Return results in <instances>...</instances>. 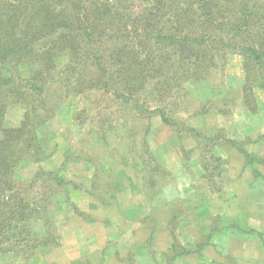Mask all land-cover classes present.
Masks as SVG:
<instances>
[{"label":"rangeland","instance_id":"rangeland-1","mask_svg":"<svg viewBox=\"0 0 264 264\" xmlns=\"http://www.w3.org/2000/svg\"><path fill=\"white\" fill-rule=\"evenodd\" d=\"M19 73L29 75L26 65ZM243 75L241 57L232 54L206 77L182 79L181 91L174 88L164 103L150 106L165 107L175 126L158 112L105 110L60 87L62 93H50L51 104L57 94L62 98L36 130L31 151L36 157L27 158L19 174L30 178L38 170L53 171L72 182L52 205L57 241L29 257L0 254V264L252 263L243 250L236 254L239 261L234 259L225 239L255 237L245 232L250 227L245 199L250 190L264 187V162L245 164L234 146L240 142L249 151H264L256 143L264 138V88L254 87L249 103L255 110H250ZM146 95L137 93L142 101ZM24 109L9 106L5 126H19ZM200 245L204 262L180 255Z\"/></svg>","mask_w":264,"mask_h":264},{"label":"trees","instance_id":"trees-1","mask_svg":"<svg viewBox=\"0 0 264 264\" xmlns=\"http://www.w3.org/2000/svg\"><path fill=\"white\" fill-rule=\"evenodd\" d=\"M232 54L241 57L244 99L254 111L250 95L264 88V0H0V254L29 257L57 241L52 205L72 182L53 171L19 174L36 157V130L62 98L51 104L50 93L60 87L105 110L158 112L175 126L153 102L164 103L183 89L182 79H202ZM137 93L147 95L142 101ZM13 104L25 108L23 118L7 127ZM234 144L246 163L264 162Z\"/></svg>","mask_w":264,"mask_h":264},{"label":"crops","instance_id":"crops-1","mask_svg":"<svg viewBox=\"0 0 264 264\" xmlns=\"http://www.w3.org/2000/svg\"><path fill=\"white\" fill-rule=\"evenodd\" d=\"M261 132L264 134V130H262ZM256 143H259V144L262 143L263 144L262 146L264 147V138L259 139V141H257ZM253 152L259 159H264V151L262 152L253 151ZM239 153L242 154L240 151ZM242 157H243L244 163L249 164V163H246L243 154H242ZM255 164H258V163H255ZM254 170H256V168ZM261 175H263V173ZM245 203L249 207L245 215L247 216L248 224L250 225V227L248 228L245 227L247 230L245 229L244 230L248 234H254L255 237L249 238L248 235H246L245 237L231 236L229 238V236H226L225 239L227 243L229 242V243H232L233 245L231 246H232V250L234 253L232 252L230 254H232V257L234 259H238L239 261L240 255H238L239 256L238 257L236 254H241V251L243 250L249 255L250 259L252 260V263L256 261V263L258 264H264V187L262 188L255 187L254 190H250L246 195ZM229 239L232 241H230ZM249 239L253 240V242L250 241ZM203 245H200L198 247L196 246L192 249H186V253L180 254V255L185 256V257L188 256L192 259L193 258L198 259L199 262H204V258H203V250H204L203 247L204 246Z\"/></svg>","mask_w":264,"mask_h":264}]
</instances>
